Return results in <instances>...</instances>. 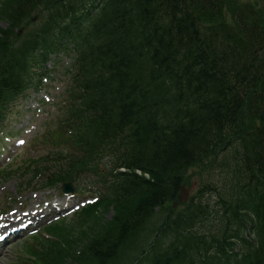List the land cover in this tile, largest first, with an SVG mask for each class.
I'll return each mask as SVG.
<instances>
[{"label":"trees","instance_id":"obj_1","mask_svg":"<svg viewBox=\"0 0 264 264\" xmlns=\"http://www.w3.org/2000/svg\"><path fill=\"white\" fill-rule=\"evenodd\" d=\"M228 5L226 15L219 0H0L11 23L0 29V113L29 67L30 37L40 35L13 31L26 32L35 10L42 21L66 13L75 29L98 12L77 46L92 86L68 110L72 131L54 136L76 153L51 181L100 174V199L75 225H52L53 240L30 250L32 264H192L205 250L264 264V15L257 2ZM192 169L221 180L171 214L143 249L156 208L176 202ZM208 219L217 231L200 236L194 228ZM247 226L254 242L240 232ZM169 235L177 242L163 247Z\"/></svg>","mask_w":264,"mask_h":264},{"label":"rangeland","instance_id":"obj_2","mask_svg":"<svg viewBox=\"0 0 264 264\" xmlns=\"http://www.w3.org/2000/svg\"><path fill=\"white\" fill-rule=\"evenodd\" d=\"M45 118H46L45 115H43L39 119L35 118L36 122L31 127L27 128V131L25 133L23 132L20 134V138H24L27 140V145H26L27 148L25 147L26 148L25 155L28 154L31 157L37 158L38 156L37 154H45L49 151V149H47L43 144H40L36 147L37 151L35 154L33 152V146L31 144V141L37 131L40 130L39 134H42V132H44V127L42 128V130L40 128ZM29 119L30 116L25 117L24 114H22V116L21 115L17 116L16 123L12 125V129L14 131H18L19 129L22 128V126L27 125ZM30 131H32L31 134L26 135V133L28 134L30 133ZM21 158L23 159V156H21ZM190 174L192 175V178L190 183L191 188L189 189V192L193 195L199 190L200 185L202 183L207 182V178L205 176L203 177L199 175L198 171H192ZM30 185L32 188L35 189L40 187L39 182L31 181V178L29 176L23 177L21 173L20 175H16L10 178L8 181L5 182L4 180L0 181V209L7 210V207L12 206L13 207L12 212L9 211H8L9 213L4 212V213H8V216L11 215L12 213L14 215L15 212H17V209H21V211L24 210L25 209L24 206L21 207V204H23L24 201L21 194H24L26 196V198L28 199V203H27L28 208L31 209H33L35 204H37L39 201L46 204L48 200L47 198L49 196L60 197L57 189L34 193L35 191H33V189L29 187ZM34 197L37 199L34 200L35 199ZM86 197L88 199H92L91 198L92 195H86ZM76 200L77 201H73V203H75L77 206H79L80 203L84 201V199L78 197L76 198ZM162 214H163L162 212L159 213V215L154 221V224L159 221L158 217L162 216ZM111 215L112 212L107 214L106 218H110ZM71 216L68 217V219H66L67 225H69V223L72 222V220L70 219ZM26 246L27 243L23 242V240H20L16 244L7 248L0 257V264H25V262L30 261L32 259L31 256L33 254H29L26 252L25 250Z\"/></svg>","mask_w":264,"mask_h":264},{"label":"bare ground","instance_id":"obj_3","mask_svg":"<svg viewBox=\"0 0 264 264\" xmlns=\"http://www.w3.org/2000/svg\"><path fill=\"white\" fill-rule=\"evenodd\" d=\"M175 2H178V0H174ZM178 6H179V10H181V7H180V4L178 3ZM154 11L158 12V11H161V6L158 5V3L156 2V7L154 5L153 7Z\"/></svg>","mask_w":264,"mask_h":264}]
</instances>
